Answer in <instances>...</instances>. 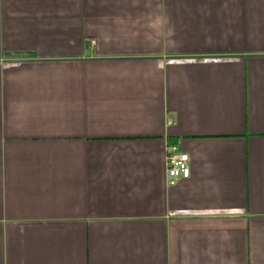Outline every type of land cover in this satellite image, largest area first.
Segmentation results:
<instances>
[{
	"label": "crops",
	"instance_id": "obj_1",
	"mask_svg": "<svg viewBox=\"0 0 264 264\" xmlns=\"http://www.w3.org/2000/svg\"><path fill=\"white\" fill-rule=\"evenodd\" d=\"M0 264H264V0H0Z\"/></svg>",
	"mask_w": 264,
	"mask_h": 264
},
{
	"label": "built area",
	"instance_id": "obj_2",
	"mask_svg": "<svg viewBox=\"0 0 264 264\" xmlns=\"http://www.w3.org/2000/svg\"><path fill=\"white\" fill-rule=\"evenodd\" d=\"M94 40L91 45H95ZM191 175L189 156L178 146L169 147L167 156V177L169 186H175L179 180L188 179Z\"/></svg>",
	"mask_w": 264,
	"mask_h": 264
}]
</instances>
